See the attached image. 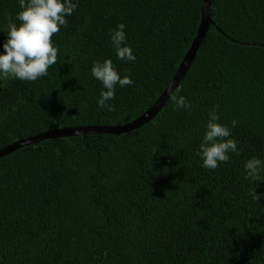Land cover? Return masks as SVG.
Segmentation results:
<instances>
[{
	"label": "trees",
	"instance_id": "16d2710c",
	"mask_svg": "<svg viewBox=\"0 0 264 264\" xmlns=\"http://www.w3.org/2000/svg\"><path fill=\"white\" fill-rule=\"evenodd\" d=\"M203 0H79L54 34L57 62L34 82L0 79V149L37 133L122 125L161 95L190 48ZM18 0H0V45ZM209 26L177 88L131 132L47 139L0 158V264H264V0H210ZM125 25L135 62L119 60L110 32ZM0 47V51H2ZM111 59L134 84L99 108L91 74ZM176 90V89H175ZM175 92V91H174ZM217 105L239 154L216 170L196 152Z\"/></svg>",
	"mask_w": 264,
	"mask_h": 264
},
{
	"label": "clouds",
	"instance_id": "9594fccd",
	"mask_svg": "<svg viewBox=\"0 0 264 264\" xmlns=\"http://www.w3.org/2000/svg\"><path fill=\"white\" fill-rule=\"evenodd\" d=\"M18 2L21 11L16 13L15 21L19 23L13 22L10 18L7 38L0 45L3 49L0 51V79L34 82L46 77L50 66L57 62L59 49L52 37L59 33L62 27H67V17L78 8L79 0H18ZM124 29L123 23L118 24L111 30L110 40L119 60L135 62L136 56L126 43ZM90 74L102 85V91L96 100L97 106L101 109L107 108L109 111L114 110V105L109 101L115 99L117 87L125 88L134 84L129 75L121 77L111 59L94 61ZM180 91L181 89L177 88L171 94V100L176 109L190 113L192 103L180 95ZM217 107L213 105L208 112V120L196 152V156L202 162L201 166L213 171L221 164L229 162L230 154H239L238 141L231 138L232 129L237 127L238 122L232 120L231 127L219 123ZM243 171L245 179L252 182L261 180L264 159L255 156L249 158L244 164ZM256 187L257 185L247 194L255 203L264 199V194L255 191Z\"/></svg>",
	"mask_w": 264,
	"mask_h": 264
},
{
	"label": "water",
	"instance_id": "95a60500",
	"mask_svg": "<svg viewBox=\"0 0 264 264\" xmlns=\"http://www.w3.org/2000/svg\"><path fill=\"white\" fill-rule=\"evenodd\" d=\"M209 5L210 0H203L201 5L200 21L197 28L196 35L192 40L190 48L187 50L182 61L180 62L178 68L176 69L175 74L171 78L167 87L161 93V95L156 99V101L140 116L131 122L122 124V125H105V126H82V127H67L54 129L47 132L38 133L36 135L27 137L25 139H19L3 149H0V158L5 155H8L16 150L21 149L22 147L35 145L39 142H42L47 139H57L65 137H78L86 135H113L119 136L136 130L143 125L150 122L163 108L166 101L171 97V94L177 89L180 81L183 79L187 73L190 64L200 47L202 40L212 24V21L209 16Z\"/></svg>",
	"mask_w": 264,
	"mask_h": 264
}]
</instances>
